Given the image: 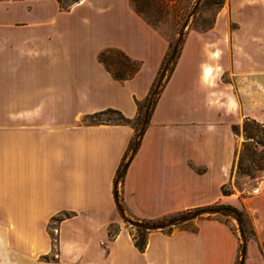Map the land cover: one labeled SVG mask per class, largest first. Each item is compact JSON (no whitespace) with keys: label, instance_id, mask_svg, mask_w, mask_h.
Returning <instances> with one entry per match:
<instances>
[{"label":"crops","instance_id":"crops-1","mask_svg":"<svg viewBox=\"0 0 264 264\" xmlns=\"http://www.w3.org/2000/svg\"><path fill=\"white\" fill-rule=\"evenodd\" d=\"M169 48L130 0H0V264H264V178L246 197L222 192L233 126L264 123V0H227L171 71ZM109 49L141 63L134 77L112 76ZM160 86L137 128L84 123L108 109L136 119ZM214 205L246 209L255 237L219 218L172 233L166 221L142 252L127 226Z\"/></svg>","mask_w":264,"mask_h":264},{"label":"rangeland","instance_id":"rangeland-1","mask_svg":"<svg viewBox=\"0 0 264 264\" xmlns=\"http://www.w3.org/2000/svg\"><path fill=\"white\" fill-rule=\"evenodd\" d=\"M65 4H69L71 0H63ZM133 8L138 10L143 19H147L154 23L156 29L168 40L171 44L169 56L166 62L169 61L170 65L168 71L173 66L174 60L176 59L180 46H182L183 40L186 34L190 30L203 31L207 30L214 25L216 15L218 11L227 4V0H130ZM103 59L109 64L111 69L118 68L120 63H127L134 67L135 64L128 63V61L118 52L113 51L106 53ZM162 86L158 88V91L153 94L151 102L147 101L140 104V115L132 123L135 128L138 127L140 120L143 118L146 112L150 111L161 91ZM151 99V98H150ZM121 121V117L116 113H107L105 115L97 116L95 118H87L84 123H118ZM238 149L235 158L234 176L230 183L228 190L241 193L242 197L249 195L255 188L257 182L264 178V128L257 127L252 122L244 120L239 125L238 130ZM254 137V139L247 140V137ZM251 160H259L261 166H250ZM241 167V168H240ZM220 207L219 210H216ZM221 205H214L208 208L202 209H191L185 210L180 213H176L165 218L153 220L152 224L142 223L146 222L137 217L133 216V227L127 226L131 229L132 234L139 235L140 228H157L158 223L164 220L181 217L177 220H171L167 223L165 231L172 233L179 229H196V220L200 218H219L232 226L231 222L243 221L248 238L251 236L252 223L251 217L246 209L240 208H229L221 209ZM226 213V215L220 213ZM188 214V215H187ZM68 215L67 213L61 214L58 218H62ZM235 217L237 220H235ZM235 227V226H234ZM56 222L50 224V230L53 234H56ZM243 228V227H242ZM112 234L118 231V227L112 226ZM247 235V234H246Z\"/></svg>","mask_w":264,"mask_h":264},{"label":"trees","instance_id":"trees-1","mask_svg":"<svg viewBox=\"0 0 264 264\" xmlns=\"http://www.w3.org/2000/svg\"><path fill=\"white\" fill-rule=\"evenodd\" d=\"M62 6V8L64 9H69L72 5H74L75 3L79 2L80 0H71V2L69 4H65L63 0H58ZM136 12L141 16L140 12L136 9ZM143 18V17H142ZM144 20L150 24L152 27H155L154 23H152L151 21L147 20L144 18ZM211 28V27H210ZM209 28V29H210ZM157 30V29H156ZM208 30V29H207ZM203 31H206V30H203ZM170 48H169V51L171 49V44H169ZM113 51H118L127 61L128 63H133L135 64L134 67L128 65L127 63H120L118 68H116L115 70L114 69H111V67L109 66V64L103 59L104 55L106 53H111ZM169 51L166 55V58H165V62L167 61L168 59V56H169ZM179 56V53L176 57V59L174 60V63H173V66L172 68L170 69L173 70V67L177 61V58ZM99 59L100 61L106 66L107 70L112 74V76L118 80V81H121V82H124L128 79H131L132 77H134V75L140 70V67H141V63L139 61H136V60H133L131 59L129 56H127L124 52L120 51V50H117V49H109V50H106V51H103L102 53H100V56H99ZM150 98H148L147 101H149ZM145 101V102H147ZM139 109H140V106H139ZM107 113H116L118 114L120 117H121V121L118 122V123H91V124H123V125H132V123L137 119H129L127 118L126 116H124L120 111L118 110H114V109H108L106 111H102V112H99V113H96V114H92V115H88L84 118L87 119V118H95L97 116H101V115H105ZM139 117V116H138ZM142 120V119H141ZM140 120V122H141ZM247 122H252L253 124H255L257 127H262L264 128V123H260V122H257L256 120H253V119H248L246 120V127H247ZM238 130H239V126L238 125H234L233 126V131L236 135H238ZM249 139H254V137H250L248 136L247 137V140ZM236 155H237V151H236ZM250 166H261L260 164V161L259 160H251V165ZM234 168H235V163H234ZM241 168V167H240ZM233 174H234V169H233ZM228 185L224 186L222 188V192L225 194V195H228L230 193H232V191L228 190ZM183 212V211H182ZM180 213V212H178ZM174 215V214H173ZM188 215V214H187ZM171 216V215H170ZM185 215L181 216V217H174V218H170V219H167V220H164L163 222L161 223H158V224H163L165 223L166 221H171V220H177L179 218H182L184 217ZM61 218H57L56 220H60ZM146 222H142V223H148V224H152V225H155L154 223H152L153 220H144ZM241 223H242V227H243V230L245 232V234H247L246 236L248 237V233H247V230H246V227L243 223L242 220H240ZM151 228H146V227H143V228H140V231H139V235L136 236L135 234H132L133 236V239H134V243L136 245V247L140 250V251H145L146 247H147V241H148V234L151 232ZM195 230V229H193ZM110 235L111 236H114V234H112L111 232V229H110ZM251 236L255 237V231L252 227V230H251ZM52 238H53V245H54V251L57 250V246H58V237L56 234H53L52 235Z\"/></svg>","mask_w":264,"mask_h":264},{"label":"built area","instance_id":"built-area-1","mask_svg":"<svg viewBox=\"0 0 264 264\" xmlns=\"http://www.w3.org/2000/svg\"><path fill=\"white\" fill-rule=\"evenodd\" d=\"M170 65V63H169ZM122 185H123V178L121 174H118L115 184H114V195L116 199V203L118 205V208L121 210L123 213V208H122ZM254 192H257V189L254 190Z\"/></svg>","mask_w":264,"mask_h":264}]
</instances>
